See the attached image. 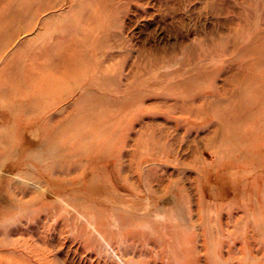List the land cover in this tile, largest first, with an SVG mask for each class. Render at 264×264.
<instances>
[{"label":"rangeland","instance_id":"obj_1","mask_svg":"<svg viewBox=\"0 0 264 264\" xmlns=\"http://www.w3.org/2000/svg\"><path fill=\"white\" fill-rule=\"evenodd\" d=\"M0 170V264H264V0H0Z\"/></svg>","mask_w":264,"mask_h":264},{"label":"bare ground","instance_id":"obj_2","mask_svg":"<svg viewBox=\"0 0 264 264\" xmlns=\"http://www.w3.org/2000/svg\"><path fill=\"white\" fill-rule=\"evenodd\" d=\"M153 130V129H152ZM1 171V170H0ZM47 193V192H46ZM1 200V199H0ZM67 212V211H66ZM16 215V214H15ZM31 247H33V246H31ZM17 261V260H16Z\"/></svg>","mask_w":264,"mask_h":264}]
</instances>
